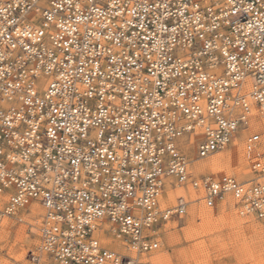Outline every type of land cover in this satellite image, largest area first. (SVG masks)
Here are the masks:
<instances>
[{
  "label": "built area",
  "instance_id": "1",
  "mask_svg": "<svg viewBox=\"0 0 264 264\" xmlns=\"http://www.w3.org/2000/svg\"><path fill=\"white\" fill-rule=\"evenodd\" d=\"M252 111L264 120V0H0V213L42 206L29 264H141L98 232L159 248L191 202L161 205L168 180L264 220L259 134L245 181L192 175L179 144L199 131L197 156L221 151Z\"/></svg>",
  "mask_w": 264,
  "mask_h": 264
},
{
  "label": "rangeland",
  "instance_id": "2",
  "mask_svg": "<svg viewBox=\"0 0 264 264\" xmlns=\"http://www.w3.org/2000/svg\"><path fill=\"white\" fill-rule=\"evenodd\" d=\"M255 131L261 134V143L264 145V126L260 123ZM247 132H237L232 142L241 143V160L229 167L227 173L212 172L202 169L201 173L193 171V162L198 158L196 145L198 138L191 136L183 137L180 141V150L189 161V170L196 176L210 174L221 176L232 175L238 180L245 181L251 178L252 170L244 155V139ZM232 142L224 150L214 153L204 159L221 155L232 149ZM239 155V157H240ZM229 173V174H228ZM162 194L170 203L166 206L175 205L177 196H185L190 199L187 214L179 220L168 221L158 233L159 248L149 254L137 256L129 252L125 246L124 251L114 250L109 243L114 244L116 238L105 233H100V241L109 249L123 255H129L138 259L141 264H264V220H258L251 216L238 214L232 198L231 208L227 207L226 201L216 203L213 208H207L202 200H195L198 194L192 192L188 187L175 189L167 185ZM226 205V206H223ZM28 210L26 209V212ZM31 218L28 223L18 220L20 212L14 218L0 216V221L7 218L11 224L8 231L0 235V264H29L28 252L35 251L39 245L38 227L40 215ZM234 214V215H233ZM235 218L240 220L235 222ZM192 222H189V221ZM2 238V239H1ZM48 256L41 257L42 264L50 263Z\"/></svg>",
  "mask_w": 264,
  "mask_h": 264
},
{
  "label": "bare ground",
  "instance_id": "3",
  "mask_svg": "<svg viewBox=\"0 0 264 264\" xmlns=\"http://www.w3.org/2000/svg\"><path fill=\"white\" fill-rule=\"evenodd\" d=\"M42 80H45V78H44V76H42V75H40L39 77H38V81H42ZM248 85L245 83L244 84V88H243V90H244V93H246V92H248ZM247 94V93H246ZM251 118L246 122V123H243V125L242 126H239L238 127V129H237V131H236V133L233 135V137L231 138V140H230V142H229V144H228V146L230 145V143L232 142V140H233V138L236 136V134H237V132H240V131H242V130H244L245 129V131L247 132V136L246 137H249V135H251V134H254V133H257V134H259V142H258V144L257 145H255V151L256 152H258V153H264V145L261 143V134H260V132L259 131H255V130H257V129H254L256 126L258 127L259 126V124L261 123L263 126H264V120H263V118H262V116L261 115H257L254 111H252V113H251ZM191 136H195V137H197V138H199V136H200V132L199 131H194L193 132V134L191 135ZM184 137H186V136H184ZM245 137V138H246ZM183 138V137H182ZM181 138V139H182ZM180 139V140H181ZM244 143V142H243ZM179 144H180V142H179ZM197 146V145H196ZM241 148H242V145H241V143H238V142H232V149L229 151H226V152H224V153H219V154H221V155H217V156H213L212 158H210L209 157V159H204L205 157H203L202 159H197V160H195L194 162H193V171L195 172V173H201V170L202 169H204V171H205V169H207L208 171H212V172H220V173H227V171H229V167L231 166V165H233L234 163H235V161L237 162L238 160H241ZM224 150V149H223ZM251 150V151H250ZM222 151V150H221ZM244 155H245V157H246V159L248 160V162H249V166L251 165V159H249V158H251V155L254 153V150L252 149V147H250V149H249V152H247V150L245 149V147H244ZM182 152V151H181ZM218 152H220V151H218ZM183 153V152H182ZM214 153H217V152H214ZM214 153H212V154H214ZM212 154H209L208 156H210V155H212ZM183 155L185 156V159L187 160V162H188V164H187V168H188V170H189V161H188V159H187V157H186V155L183 153ZM196 155H197V153H196ZM239 155H240V157H239ZM249 156V157H247V156ZM207 157V156H206ZM198 158H201V157H199L198 156ZM251 169V168H250ZM189 171H191V170H189ZM192 174V173H191ZM229 174V173H228ZM193 175V174H192ZM223 175H226V174H223ZM194 176H196V175H194ZM255 176V173H251V177H254ZM197 177V176H196ZM199 177V176H198ZM171 182V180H168V181H166V183H165V187L167 186V185H169V186H172L173 187V185L170 183ZM175 188V187H174ZM175 189H181V188H175ZM190 189V188H189ZM192 192H194L195 194H198V195H200V196H198V198H197V200H202L201 198L203 197V194H202V192H201V190H192V189H190ZM164 191H166L165 189H164ZM163 191V192H164ZM6 194V193H5ZM163 194V193H162ZM3 196L4 195H2V196H0V210L2 209V207H3V204H4V199H3ZM228 196V195H227ZM227 196H225V198L222 200V201H226V204H227V207H229V208H231V206L233 205L232 204V200L230 201V200H228L229 198H230V196H229V198H226ZM4 200V201H3ZM171 201V200H170ZM170 201H169V198L167 199V197H165L164 195L162 196L161 195V198H160V203H161V205H165V204H167V202H168V204L170 203ZM224 201V202H225ZM235 204V203H234ZM189 205V204H188ZM188 205H187V208H188ZM223 206H226V205H224L223 204ZM236 207V206H235ZM26 209L28 210V213H25L26 212ZM41 209H42V214L40 215V222H41V220H42V216H43V208H42V206L39 204V202L38 201H36V200H32V201H29V202H27L25 205H23L22 207H19V208H17L15 211H14V213L11 215V216H7V217H13L14 218V216L17 214V213H19L20 212V217H18V220H20V221H25L26 219L27 220H29V219H31V218H35L37 215H39L40 213H41ZM237 209V208H236ZM237 212H238V214L239 215H241V216H249V215H243V214H240L239 213V211H238V209H237ZM186 214H187V210H186ZM234 215V214H233ZM0 216L2 217L3 215H1V213H0ZM251 217H253V216H251ZM25 222H29V221H25ZM189 222H192L191 220L189 221ZM235 222L236 223H239L240 222V220L238 219V218H235ZM10 224H11V222L7 219V218H5V219H3L2 221H0V235H2L5 231H8L9 230V228H10ZM40 226V225H39ZM104 226H106V224L104 225ZM100 233H102V232H98V235L100 234ZM5 234V236L7 235V233L5 232L4 233ZM38 235H39V243H40V239H41V236H40V233H39V227H38ZM2 239V238H1ZM158 242H159V240H158ZM160 243V242H159ZM39 246V245H38ZM123 246H125L124 245V243H122L120 240H118V239H116L115 240V242H114V244H112V243H109V247L110 248H112V249H114V250H118V251H121V252H123L124 251V247ZM38 248V247H37ZM129 251V250H128ZM130 252V251H129ZM43 255H46L45 253H42L41 254V256L40 257H42ZM47 256V255H46ZM49 258V257H48ZM132 258V257H131ZM49 260H51V259H49ZM132 261H135L136 259L135 258H132L131 259ZM41 259H40V261H39V264H42L41 263ZM50 263H52V264H54L52 261H50Z\"/></svg>",
  "mask_w": 264,
  "mask_h": 264
}]
</instances>
